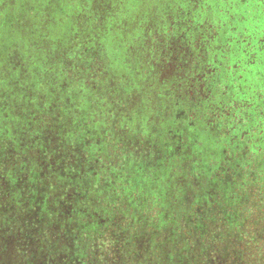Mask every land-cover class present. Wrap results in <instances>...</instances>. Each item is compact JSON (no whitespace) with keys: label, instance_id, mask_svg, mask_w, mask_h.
<instances>
[{"label":"trees","instance_id":"16d2710c","mask_svg":"<svg viewBox=\"0 0 264 264\" xmlns=\"http://www.w3.org/2000/svg\"><path fill=\"white\" fill-rule=\"evenodd\" d=\"M138 3L0 0V264H264V0Z\"/></svg>","mask_w":264,"mask_h":264},{"label":"rangeland","instance_id":"374dc122","mask_svg":"<svg viewBox=\"0 0 264 264\" xmlns=\"http://www.w3.org/2000/svg\"><path fill=\"white\" fill-rule=\"evenodd\" d=\"M83 1V0H82ZM164 0H139V3L137 4V6H140V8L142 7L143 9H145L146 14L151 13V10H154L155 5H161L163 3ZM33 3L35 4V1H33ZM39 6L42 7V4H39ZM38 9V8H36ZM42 9V8H41ZM38 11V10H37ZM4 32V36H7V41H10V36H12L13 32H12V28L6 31V26L2 27ZM149 45L151 46V39L149 40ZM168 71L169 76L172 77L173 73H171L170 68L167 67V70L165 69V74L166 76L168 75L166 72Z\"/></svg>","mask_w":264,"mask_h":264}]
</instances>
